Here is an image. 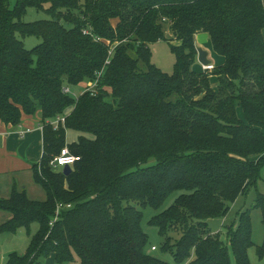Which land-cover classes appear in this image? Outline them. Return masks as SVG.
<instances>
[{"label":"trees","instance_id":"obj_1","mask_svg":"<svg viewBox=\"0 0 264 264\" xmlns=\"http://www.w3.org/2000/svg\"><path fill=\"white\" fill-rule=\"evenodd\" d=\"M29 8L50 19L24 22ZM168 30L178 44L172 74L152 63L150 47ZM263 31V0H16L13 9L0 0V120L18 126L40 114L44 154L33 171L46 192L44 201L16 187L0 196V212L11 215L0 233L39 225L25 255L7 264H232L230 248L236 264H252L250 212L227 242L209 221L227 217L261 178ZM202 32L224 58L212 71L194 67ZM27 37L41 43L27 49ZM101 72L95 95L64 92ZM59 117L66 122L56 129L49 123ZM68 130L81 134L77 142L67 143ZM65 146L80 157L69 175L50 166ZM175 192L183 193L150 221L167 237L168 263L147 252L136 205L159 209ZM256 208L264 224L263 194Z\"/></svg>","mask_w":264,"mask_h":264},{"label":"rangeland","instance_id":"obj_2","mask_svg":"<svg viewBox=\"0 0 264 264\" xmlns=\"http://www.w3.org/2000/svg\"><path fill=\"white\" fill-rule=\"evenodd\" d=\"M16 0H11V8L13 9L15 6ZM50 19V16L42 11H38L34 8H29L23 18L24 22L31 23L36 21H43ZM67 26V25H66ZM70 26V25H69ZM68 27V26H67ZM167 41H159L157 43L151 44L152 51V63L155 64L159 69L163 72L172 74L175 65V55L171 50V45H178L177 43H173L172 33L168 30L166 32ZM204 35L202 37L209 36L204 32L201 33ZM24 40L25 46L27 49H33L37 45L41 43V39L36 37H27ZM202 40V39H201ZM202 42H204L202 40ZM211 45V43H210ZM212 55V53H211ZM214 57L223 58L217 53L213 54ZM214 62V58L210 59ZM198 69L202 68V65L197 61L195 64ZM195 67V66H194ZM90 86V81H85L78 85L77 87H70L71 95L75 99H77L80 95H82L86 88ZM216 87V84H215ZM238 115L241 118H244V114L241 108L238 109ZM81 134L75 130L67 131V143L72 144L73 142H77L78 138ZM154 161L151 162L153 164ZM25 185L29 188V198L32 200L42 201L46 199L45 190L38 184H35L33 179L27 177L25 179ZM20 189V187H16ZM183 192H175L173 193L167 201L163 204V206L159 209H154L151 207L142 208L139 205L136 207L141 210L144 214L142 227L143 230L149 236V244L147 252L157 258L162 259L168 263H174V259L170 253H164L162 250L163 245L166 242L167 237H162L159 234V229L150 224V221L153 217L160 214L161 212L167 210L170 206H172L176 199ZM264 195V167L261 172V178L257 182V186L255 188L249 189L245 194H242L235 203L230 204V212L225 218H218L209 221V229L213 234L220 233L221 239L224 242H227V231L229 227L236 228L240 221V216L242 213L250 212L252 218V231H253V242L254 246L249 249V259L252 264H264V257L260 258L257 254L258 247H264V224H263V215L262 211L259 208H256V204L258 201V194ZM234 225V226H233ZM39 225L38 223H34L31 225L30 230L28 231L26 228L19 229L16 233H4L0 240V247L3 250H13V252H17V254L25 255L30 245L32 237L38 232ZM173 239H178L182 235V229L176 228L173 229L170 234ZM156 247L157 250L153 251L152 247ZM230 257L232 264H236V259L232 249L230 248ZM43 264H56L54 260L45 259L41 261ZM2 264H7V261L2 262Z\"/></svg>","mask_w":264,"mask_h":264},{"label":"crops","instance_id":"obj_3","mask_svg":"<svg viewBox=\"0 0 264 264\" xmlns=\"http://www.w3.org/2000/svg\"><path fill=\"white\" fill-rule=\"evenodd\" d=\"M264 4V0H263ZM207 34V33H205ZM208 35V34H207ZM264 35V31H263ZM201 33L196 35V45L209 53V60L214 58L212 65L218 67L224 64V58L214 57L212 42L209 37H202ZM209 36V35H208ZM204 42H202V40ZM211 43V45H210ZM212 53V55H211ZM195 69L197 66L195 65ZM203 71L204 67L198 69ZM213 87H215V78L211 79ZM42 118L40 114L33 117L23 116L18 126L7 124L0 120V196L8 198L14 187H20L26 190L29 196V188L25 185L27 177L34 178L33 168L40 164L44 154V131L41 129ZM31 129V132L21 136L20 131ZM45 200V199H44ZM42 200V201H44ZM38 201V200H36ZM11 215L0 212V225L7 222ZM4 233H0V240ZM11 234V233H10ZM154 247V246H153ZM13 250H3L0 247V264L8 260ZM53 260V258H50Z\"/></svg>","mask_w":264,"mask_h":264},{"label":"built area","instance_id":"obj_4","mask_svg":"<svg viewBox=\"0 0 264 264\" xmlns=\"http://www.w3.org/2000/svg\"><path fill=\"white\" fill-rule=\"evenodd\" d=\"M109 62V61H108ZM214 69V66L211 64L208 67H205V71H212ZM102 72L99 73L97 75V80H95L94 82H90V86L88 88H86L85 92H90L92 93V95H95L97 92V88H98V83H99V78L101 77ZM64 92L66 94H71V90L70 88H65ZM66 122V118L65 117H59L53 121H51L49 124L54 126L56 129H58V127L60 125H64ZM41 129H44V124L41 125ZM31 132V129H26L24 131H20L19 134L21 136H24L25 134ZM78 161H80V157L73 154L70 149L68 148V146H65L61 152L55 156L52 161L50 162V166L52 169H57V170H61L63 171L65 166H70L73 167ZM67 208L71 207V205L66 206ZM65 208V205L63 204H59L57 207V211L55 214V217L51 220L49 226L53 227L54 224L57 222L60 213H61V209ZM153 251H156L157 248L156 247H152Z\"/></svg>","mask_w":264,"mask_h":264},{"label":"water","instance_id":"obj_5","mask_svg":"<svg viewBox=\"0 0 264 264\" xmlns=\"http://www.w3.org/2000/svg\"><path fill=\"white\" fill-rule=\"evenodd\" d=\"M198 62L204 66V67H208L212 64L211 60H209V53L205 50H203L202 48H198ZM72 171V167L70 166H65L63 169V173L65 175H69Z\"/></svg>","mask_w":264,"mask_h":264},{"label":"bare ground","instance_id":"obj_6","mask_svg":"<svg viewBox=\"0 0 264 264\" xmlns=\"http://www.w3.org/2000/svg\"><path fill=\"white\" fill-rule=\"evenodd\" d=\"M204 67V66H203ZM204 69H205V67H204Z\"/></svg>","mask_w":264,"mask_h":264}]
</instances>
